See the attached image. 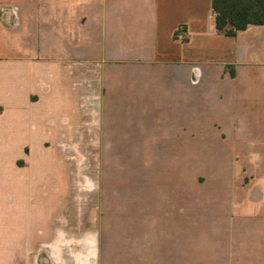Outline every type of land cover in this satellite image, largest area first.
I'll return each instance as SVG.
<instances>
[{
  "label": "crops",
  "instance_id": "crops-1",
  "mask_svg": "<svg viewBox=\"0 0 264 264\" xmlns=\"http://www.w3.org/2000/svg\"><path fill=\"white\" fill-rule=\"evenodd\" d=\"M0 264H264V26L0 0Z\"/></svg>",
  "mask_w": 264,
  "mask_h": 264
},
{
  "label": "trees",
  "instance_id": "trees-1",
  "mask_svg": "<svg viewBox=\"0 0 264 264\" xmlns=\"http://www.w3.org/2000/svg\"><path fill=\"white\" fill-rule=\"evenodd\" d=\"M215 27L225 36L234 37L248 25L264 26V0H211ZM231 77L232 67H228Z\"/></svg>",
  "mask_w": 264,
  "mask_h": 264
},
{
  "label": "rangeland",
  "instance_id": "rangeland-1",
  "mask_svg": "<svg viewBox=\"0 0 264 264\" xmlns=\"http://www.w3.org/2000/svg\"><path fill=\"white\" fill-rule=\"evenodd\" d=\"M203 42H206V41H203ZM198 45V40L194 42V47H196ZM198 47V46H197ZM193 189H199L202 187L203 185V176L202 174L200 173V167H193ZM243 174H246V173H243ZM242 174V175H243ZM245 182L248 180L247 178H245Z\"/></svg>",
  "mask_w": 264,
  "mask_h": 264
}]
</instances>
